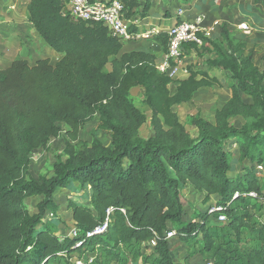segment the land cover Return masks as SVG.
Wrapping results in <instances>:
<instances>
[{
    "label": "trees",
    "instance_id": "obj_1",
    "mask_svg": "<svg viewBox=\"0 0 264 264\" xmlns=\"http://www.w3.org/2000/svg\"><path fill=\"white\" fill-rule=\"evenodd\" d=\"M121 1L128 18L146 15L150 5V0ZM63 7V0L26 5L32 27L62 54L57 62L17 58L0 68V264H76L87 252L94 253L88 264H133L138 256L142 264H174L169 230L188 246L201 236L203 251L210 254L206 264H264L259 198L264 178L253 171L254 164L264 169V65L254 63L247 41L231 36L222 23L219 40L204 37L202 46H185V53L194 49L198 60L205 57L204 66L188 64V75L174 79L157 68L156 52L122 50L123 43L101 22L73 18ZM130 28L137 30L134 24ZM153 40L167 51L165 30ZM212 68L224 72L230 96L213 121L187 117L196 128L192 136L174 106L202 87L221 86ZM136 86L151 110L147 137L140 133L146 114L129 97ZM95 114L110 133L108 145L97 137L79 140V130ZM234 117L243 124L236 125ZM61 124L68 126L66 157L59 156L52 175L39 181L31 174V154L46 148L62 132ZM230 142L244 173L229 174ZM72 179L90 194L87 204L69 202L76 233L60 241L46 215L57 209L54 192ZM186 186L203 195V202L214 196L221 209L209 213L208 204L194 213L195 220L186 217ZM31 196L42 197L34 213L25 203ZM220 213L226 224L210 228L207 217ZM106 219L104 231L88 235ZM148 246L152 251L146 254Z\"/></svg>",
    "mask_w": 264,
    "mask_h": 264
},
{
    "label": "rangeland",
    "instance_id": "obj_2",
    "mask_svg": "<svg viewBox=\"0 0 264 264\" xmlns=\"http://www.w3.org/2000/svg\"><path fill=\"white\" fill-rule=\"evenodd\" d=\"M7 1V0H2ZM182 2L183 0H178ZM197 1V3H195ZM201 0H191L193 7L192 12H198ZM217 3L215 4L217 8L215 9L214 16L209 15L210 17H218L221 19L220 23L217 22V27L220 30L219 25L225 23L230 31L231 36L234 38H245L247 41L253 36L252 31V19L253 12L250 9H256L262 15H264V0H215ZM260 1H262V5H260ZM143 2V1H142ZM195 3V4H194ZM167 7L169 9L170 19L173 15V7L174 5L169 1V4L166 2ZM182 3L175 2V8ZM185 8V7H184ZM260 10V11H259ZM255 13V11H254ZM207 14V13H206ZM6 15V14H5ZM192 17V15H189ZM238 16V17H237ZM245 19V20H243ZM21 19H17L16 23L18 24ZM172 21V20H170ZM241 21H246L251 26L250 33H244L240 28H238V24ZM0 23L4 26V29L0 27V42H3V46H7V41L11 38H14L13 30L11 29L12 23L11 19L5 17ZM215 26V27H216ZM33 29V28H32ZM37 36L38 33H35ZM24 35V34H23ZM22 35V36H23ZM34 35L37 39L38 37ZM41 39V37L39 36ZM25 43L30 39L29 36L22 37ZM42 40V39H41ZM23 41V40H22ZM20 41L19 44H22ZM41 42H34L32 45V53L35 56H43L42 46H40ZM46 48L51 50L48 45ZM259 48L256 46V42L248 44V50L252 52L254 57V62L263 67L264 65V44ZM136 47V46H135ZM154 50L156 53L159 52V47H155ZM53 50V49H52ZM205 57L202 56L198 60V55L196 57L197 64H193L191 69L201 68L204 66L203 59ZM201 60V61H200ZM188 60L184 59V64H186ZM0 61V68L4 67ZM197 65V67H196ZM218 74L222 82L221 86H212V87H202L198 91H196L193 97L184 103L177 104L174 106V110L177 112L179 120L185 125L187 130L191 133L192 136L196 134V128L187 122V117L189 116H201L210 121L214 120V115L217 109H219L222 104L229 98L230 96V88L227 87V78L224 73L213 71ZM174 90V85H172V91ZM129 97L132 99L136 107H138L141 111L146 114L147 121L141 126L140 133L147 137L152 134V127L150 124L151 120V110L145 104L143 100V89L140 86L133 87L129 92ZM245 100H250L248 96H243ZM233 121L236 125L243 124L244 120L241 117H234ZM63 130L58 136L52 137L46 148H38L34 150L30 157V166H31V174L37 179L41 180L44 177H49L53 173V163L60 156L65 158L64 147L66 143V130L68 126L66 124H61ZM94 137L99 138L103 143H110V133L108 130H105L99 126L98 115L95 114L91 119H89L84 126L79 130V140L83 142L89 143ZM230 150L232 152V168L229 174L235 175L244 173L243 164L238 162L237 160V146L234 142H230L229 144ZM245 165L250 164L248 161L244 162ZM253 171H255L258 176L264 178V169L263 166L261 168H257V164H254ZM90 194V190L86 185H82L80 182L72 179L68 183L67 186L63 188H58L53 196L54 200L57 204V209L55 212L48 210L46 219H49L52 223L56 235L59 237L60 241L64 239V237H73L75 236L76 229L71 221V212L69 207V202H76L80 204H87L88 197ZM203 195L195 192L192 188L186 186L183 188V200L185 202L184 209L186 211V217L193 218L195 220L194 213L203 212L206 210L207 205L211 203H215L216 199L214 196H211V199L203 202ZM41 196H31L25 199L26 207L31 212L34 213L37 211L36 204L41 199ZM260 219L264 221V216L261 213ZM196 220L201 221L200 217H196ZM227 220L220 221L218 219L207 217V224L210 228L221 224H226ZM40 227V225H39ZM246 237V236H244ZM170 242V251L173 256L174 264H189L194 261H203L204 263L209 262L210 254L203 251L204 241L201 236L197 237V241L195 244L188 246L185 242H182L176 235L169 238ZM144 244H147L146 242ZM241 245L246 246L244 242H241ZM143 247V245H141ZM149 246H152L150 243ZM146 248L145 253H151V249ZM94 257V253L87 252L83 259H80L83 263H88L86 261L92 260ZM133 264H142L141 258L138 256L136 261Z\"/></svg>",
    "mask_w": 264,
    "mask_h": 264
},
{
    "label": "crops",
    "instance_id": "obj_3",
    "mask_svg": "<svg viewBox=\"0 0 264 264\" xmlns=\"http://www.w3.org/2000/svg\"><path fill=\"white\" fill-rule=\"evenodd\" d=\"M141 1L144 2L145 0H141ZM169 1L174 5L173 9H171L173 10V15L171 16V19L169 18L171 14L169 15V9L167 7V4H165L166 2L169 4ZM175 2H179L182 4H179L175 8ZM195 3H197V1ZM216 3L217 2L215 0H201L199 11L192 12L193 7L191 6L192 4L191 0H183L182 2L178 0H150V5L148 7L146 15L144 16L134 15V17L132 18V20L134 21V26L137 28L135 32L140 34V37L129 41H122L123 43L122 50H134V49L152 50V51L156 50L155 47L156 46L159 47V45L153 40V35L156 32L165 30L167 27H170L177 19L176 16L178 10H182L183 16L192 15L193 17L195 15L203 14L204 20L202 24L205 28H207L205 38L211 40L212 39L219 40L221 28L219 30L216 25L217 22L220 23L221 19L218 17L209 16V15L212 16L215 15L214 12H216L215 9L217 8V6L215 5ZM259 3L260 5H262L263 2L260 1ZM26 5H27V0H7L5 2L0 0V23H3L2 21L5 17L11 19V23H12L11 29L13 30V35H14V38H11L7 41L8 43L7 46H3V42L2 41L0 42V61H2V63L5 62V64L3 65L4 67L8 66L14 59L17 58H25L31 64H33L37 59L49 58L50 63L54 64L62 57L61 53L46 48L45 46L46 43L43 40H41L42 38L40 39L39 36L35 34L36 30L32 27L31 23L27 19ZM139 9H140L139 11H141L142 7H139ZM250 10L253 12V16L251 17L252 25L250 24L253 28L252 29L253 36L249 39V41H247L244 37L243 38L247 41V45L256 42V46L261 48L262 47L261 45L264 44V15L260 14L257 8ZM17 19H21V21L18 24L16 23ZM0 27L4 29V26L2 24H0ZM25 35L30 37L27 43H25L24 42L25 40L22 39V37H24ZM34 35H36L38 39ZM20 41H22V44H19ZM36 41L38 45L40 42H41L40 46L43 45L42 46L43 56H35L32 53V45ZM157 54H158V58L156 59V65L159 68L164 54L160 50V47H159V52ZM196 55L197 52L194 49L184 54L183 61L184 59L188 60V62L186 63V68L188 64L191 65L196 64V60H195L197 57ZM253 61H254V57H253ZM213 71H218L222 73L224 72L219 68L210 69V74L215 75L220 80V77L217 76L218 74L214 73ZM187 75L188 72L187 73L181 72L178 75L177 79H183Z\"/></svg>",
    "mask_w": 264,
    "mask_h": 264
},
{
    "label": "built area",
    "instance_id": "obj_4",
    "mask_svg": "<svg viewBox=\"0 0 264 264\" xmlns=\"http://www.w3.org/2000/svg\"><path fill=\"white\" fill-rule=\"evenodd\" d=\"M63 12L68 13L73 18L83 20L99 21L107 27L109 33L122 41H129L140 37V34L131 30L130 26L134 24L132 18L125 16V8L121 0H63ZM177 15H180L179 20L165 29L168 35L167 51L163 54L159 70L169 77L177 79L181 72H188L186 64H184L183 56L185 54V46L192 43L196 46H202L204 37H206L207 28L203 26L204 15L199 14L193 17L183 16L182 10H178ZM244 33L251 32V26L246 21H241L238 24ZM261 168V165H257ZM251 196H257V192L250 191ZM260 201L264 206V192L260 195ZM221 207L215 203L208 205L207 211L214 213L220 210ZM220 221L227 220L225 214L220 213L217 217ZM107 219L102 225L96 226L88 235L100 233L105 230ZM176 234L175 230L166 232L168 238ZM154 244V241H152ZM91 261V260H89ZM76 264L83 263L77 260ZM191 264H206L203 261H194Z\"/></svg>",
    "mask_w": 264,
    "mask_h": 264
}]
</instances>
